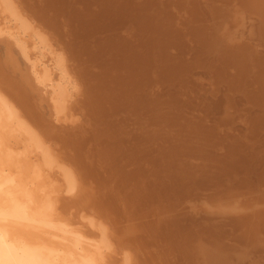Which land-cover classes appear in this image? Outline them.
<instances>
[{"label":"rangeland","instance_id":"1","mask_svg":"<svg viewBox=\"0 0 264 264\" xmlns=\"http://www.w3.org/2000/svg\"><path fill=\"white\" fill-rule=\"evenodd\" d=\"M32 2L34 7L37 3L39 6L45 5L48 14H51L50 17H54L53 19L62 25L60 28H65H63L65 31L61 28L63 40H66L64 37H67V40L73 39V37L80 39L79 36L74 35L75 31L72 32L77 24L75 22L71 24L72 17L69 13L58 9L57 3H49V0H32ZM61 2H64L66 6L72 5L79 12L83 10L90 12L98 7H95L98 3L102 4L103 8L105 7L101 11L110 10L109 14L108 11L102 14L104 20L100 22V27L97 21L90 20L93 17L91 14L86 16L85 27L89 30L90 25L96 27L95 37L97 38L104 37L103 34L108 32V29L115 32V35L111 31L106 33H110L113 41L119 40L121 37H134L135 33L138 34L139 31H135L138 28L130 17L132 18V15L136 13L139 16V12L143 10L147 16V28L152 31L153 38L157 36L154 27H152V21H154L152 18L156 19L159 26L158 63L162 67L156 63V58L148 74L147 82L149 83L150 80V83H145V85L142 83L138 88L133 87L130 83L137 78L134 74L135 70L131 72L133 69L130 70V75L125 73L113 83V86H116L115 89L118 88L116 89L118 92L127 93L126 102L122 100L123 96L118 98L116 90L114 92L112 89L113 86L105 85L103 95L106 94L109 100L104 95V110L100 112L101 115L99 113L98 116L94 115L95 117L89 115L88 108L83 104L81 79L74 75L77 88L75 87V92H72V96H74L70 98V103L74 99L71 107L76 108L77 111H73V117L77 119L71 118V123L66 120L67 123H63L66 126H61L60 129L59 122L53 121L54 124L57 123V127L53 126L52 128L48 121L50 117L47 104L42 96L44 93L38 94V91H34V95L30 93L31 97H28L33 105L41 107L42 114L41 111L38 112L41 114L40 118L43 121L45 119V122L47 119V122L50 123L47 124L51 125L52 131L58 130L55 132V137L59 134L60 139L58 141V138L50 137L51 147L56 151L58 148H62L68 157L76 149H79L76 151L77 154L82 152L78 158L82 157L80 162L84 163L82 164L83 168L88 169L89 173V175L88 173L84 174V176L86 174L88 176L86 177L87 181H84L87 186L85 188L89 190L86 191L87 197H90L88 192L94 193L92 194L94 199L102 205L103 209L100 211L106 212L110 216L107 217L110 220L109 225H115L116 230H119L118 239L121 240V243L128 244L135 251L134 254L138 256V259L141 258L144 261L146 258L145 262L139 260L143 263L147 262L146 264H162L161 260L163 264L164 262L165 264H188L184 262V257L179 255L177 248L170 247V231H168L171 227L168 224V217H170L193 228L192 232L196 235L195 238L197 237V244L208 243L207 232L210 229H206V226L214 224L217 229H223L222 232H217L218 230L216 229V231L214 228L213 231L211 230L214 232V236L217 235L216 232L219 233L217 237L213 236L214 238H212L215 243L217 242L215 245L217 248L225 246L228 250L236 248L242 252L247 251L246 256L244 255L239 261L240 263L236 261L237 264H252L254 261L255 264H264V91H257L260 89L258 88L260 85L264 86V5L251 6L246 0H110V2L108 0H62ZM125 6L128 7V10L125 9ZM182 8H185L183 12ZM251 19L253 20L250 21ZM63 31L67 33L63 34ZM167 31L168 33H166ZM0 44L2 70L11 81H19L21 72L20 74L18 72L20 70L16 71L17 68L14 70V68L3 64L5 63L3 58L5 59L6 46L2 42ZM13 51V55L18 58V63L20 62L19 65L26 67L24 60L17 54V50ZM74 51L84 54L79 52L78 47ZM227 51L234 52L236 57L232 60L227 58L224 54ZM237 51L240 53L237 54ZM15 52L18 56L15 55ZM75 52L73 53L76 55ZM68 58L71 67L76 69L77 60ZM77 58H79L80 64L76 70L78 72L81 66L85 73L83 84L88 85L91 79H95L94 75L99 73L102 66L96 68L95 63H89L87 57L83 55L77 54ZM22 69V72L26 70ZM107 74L109 76V73ZM120 80L121 82L125 81L124 85L121 82V86L119 85ZM126 90L128 91L126 92ZM110 92L112 93L110 94ZM39 99H43L45 103ZM156 99L159 100L156 115L160 112L161 116L159 117H164L152 120L154 116L151 113L155 108L153 101ZM121 100L122 102H120ZM110 105L114 106L111 108L113 110L109 108ZM37 109L39 111L40 108ZM165 117H168L170 124L163 121V119L167 120ZM156 120L160 121L165 128ZM152 122H154L156 130L162 128L161 134L155 140L159 143L153 142L154 145L145 147L139 144L138 134H141L145 124L146 126L151 124L147 127L152 128ZM191 123L194 127L198 125L195 130L189 128ZM52 131L51 134L54 132ZM74 134V137L79 138L78 142L81 143L78 145V142L76 143L74 140L73 147L72 140L75 138L70 136ZM52 138L53 140H51ZM65 140L70 143L69 148L67 146L64 148V145L61 144V141ZM66 142L65 145H69ZM155 145H159V148L162 147V150L158 148V151ZM142 146L148 148V151L145 149L148 153L143 152L145 150ZM151 150L155 152H151ZM172 156L176 158L171 161ZM231 161H235L233 163L236 165ZM229 163L234 167L229 168L227 165ZM225 165L227 166L225 167ZM188 166L192 167L193 170L190 167L192 172ZM175 167L179 171L184 170V172L180 171L179 173ZM178 167L180 168L178 169ZM164 169L166 172L163 175ZM187 170L191 172L190 175L194 173L192 175L194 179L198 175L199 178L205 176L201 178H206L205 182L198 184L200 181L197 178L198 183L196 180L193 182V184L197 183L196 187L193 185V189L192 187L190 189L189 185H192V182L189 179L193 178L190 177ZM194 170H199L198 172L201 171L202 174L198 173L197 175V172H193ZM203 170L204 172H202ZM174 171L180 175L181 180L186 177L183 180L187 181L188 179L187 182H190L188 185L187 182H184L185 180L183 181L185 186L187 183L190 190L183 184L182 186L186 190L182 191L184 188H180L179 183L174 186L176 189L173 187L177 190V198L176 195L169 193L171 188L168 187L172 186L171 183H163L168 186L166 187L168 197L162 190L164 186L161 184L169 172ZM181 173H183L182 178ZM161 174L162 177L166 175L165 178L162 179ZM172 189L171 191L174 192ZM135 191L137 192L134 193L135 196L140 195L132 199L130 194ZM75 196L77 195L74 194ZM165 196L169 199L172 198V201ZM87 197L82 196L85 201H87ZM135 198L140 199L139 203ZM209 227L211 228V226ZM194 229L197 230L194 231ZM197 231L198 233L195 234ZM220 233L223 238L220 237ZM182 235L186 236L185 233ZM184 237L177 238L178 241H181L180 244H182V240H186ZM125 238L127 240H124ZM176 238L174 242H177ZM183 245L185 246L184 243ZM210 248L214 249L212 246ZM171 252H173L172 255ZM231 252L233 253V251ZM188 261L191 263L190 260Z\"/></svg>","mask_w":264,"mask_h":264},{"label":"bare ground","instance_id":"2","mask_svg":"<svg viewBox=\"0 0 264 264\" xmlns=\"http://www.w3.org/2000/svg\"><path fill=\"white\" fill-rule=\"evenodd\" d=\"M49 1H50L49 3H54V2L57 3L58 9H61L65 13L70 14V16L72 17L71 24H73L74 22L77 24V26L75 27L76 29L74 28L72 32L75 31L74 35L79 36L80 39L78 38L76 39V37H73L72 35L73 39L70 38L69 40H67L68 38L64 37L67 41L63 40V38H61L63 37V35H61L62 27L60 28V26L62 25L61 24L59 25V23H57V21L53 19L54 17L52 18L50 17L51 14L50 13L48 14L45 5L39 6V3H37V5L34 7L32 0H0V40L1 38L3 40V41L1 40L0 42H2V44L6 46L5 59L2 57L3 61L5 62L3 64L14 68V70H16L17 68L16 71L20 70L18 72L19 74L21 72L19 76L21 78L20 79L18 78L19 81H14V80L11 81V79H9L8 76L5 75L0 63V264H146L147 262L143 263L145 262V260H147L146 258L144 261L141 258L138 259L137 258L138 256L134 254L135 251H133V249L130 246H128V244L126 243L122 244L121 240L118 239L119 230H116L115 225L114 226L109 225L110 220L108 218L110 216H108V213L100 211V209L103 208L102 205L99 203V201H96L94 199L92 195L94 193L92 191L91 193L88 192L91 199H89L90 197H87L86 191L89 190H87L88 188H85L87 186H85L86 182L84 181H87L88 178L86 177L88 176L87 174L86 176H84V174L88 173L87 172L88 169H86L85 167L83 168L82 164L84 163L82 162L81 164L80 162V159L82 157L80 156V159L78 158L82 152L77 154L76 151L79 149H76L77 146L75 145L76 150L74 151H72L73 149L70 150L72 151V154L68 153L70 154L68 157V155H66L67 153L62 151V148L61 149L58 148L61 151H59L58 149L56 151L54 150L53 147H51L50 137L54 138L55 132L58 131V130L56 131L53 130L54 132L52 131L53 126L57 127L56 125L57 123L54 124V122H59V126L61 129V126L65 125L63 123L66 120L67 122L71 123L70 122L72 121L71 118L74 119L73 111L74 110L75 112L77 111L76 108L74 109L73 107H71V103L74 99H72L70 103L71 100L70 98L74 96V95L72 96V92L74 93L77 88L76 87L77 83H75L74 81L75 79L74 75L78 76L79 79H81V85L83 86L82 88L83 104L88 108V114L89 115L91 114L92 116L94 115L98 116L99 114L101 115L100 112L104 110L103 102L106 97V94H104L105 97L103 95V90H105L104 88H106V86L109 85L110 87H112L114 81L119 80V78L121 76H124L125 73L130 75L131 73L129 72L131 69H133L131 72H134L135 70L134 74L137 76L135 81L133 80L130 83L133 87L138 88L142 85V83L143 85H145V83H148L147 82L149 78L148 74L152 68L151 66L152 63L156 58H157L156 63H158L159 50H160V45L158 43V35H159L158 23H156L155 21L156 19L152 18L154 20L152 21L153 23L152 27H154L157 36L156 38H153L152 37L153 34L151 33L152 31L148 30L147 28V16L145 10H143L142 12H139V16L136 13L135 15H132V18L130 17L133 23L136 24V28L139 29V30L138 29L135 30L139 32L138 34L135 33L134 37L132 38L121 37V39L113 41L112 37L109 35L110 33L109 34L106 33L111 31V33L114 34L115 32L113 30L109 31L108 29V32L103 34L105 35L104 37L97 38L95 37L97 28L94 26L92 27V25H90L89 26L90 30H89L88 28L85 27V20L87 18L86 16H89L91 14L93 17H91L90 20L94 22L97 21V24L100 27L101 25L100 22L104 20L102 18L103 17L102 14L105 11H108V10H105L104 12L101 11L104 10L105 8L102 7L103 6L102 4L99 5L98 3L97 5H95V7L98 6L97 7L98 9L95 8L90 12H87L86 10L79 12L77 8L74 9V7L72 5L70 6V4L66 6L64 3L65 1L64 2H61L62 0H49ZM108 1L110 2V0ZM246 1L251 6H256L258 4L260 6L264 5V0H246ZM139 5L142 6V4ZM125 9L128 10V7L125 6ZM184 9L185 8H182L181 11L183 12ZM219 9L220 8H218V10ZM252 20L253 19H251L250 21ZM63 28L62 30L65 29ZM217 30L215 31L217 32ZM64 31L63 34H66L67 32L64 33ZM166 33H168V31ZM89 39H91L89 41L90 43L92 42L91 44L88 42ZM76 46L78 47L79 52H82L84 54H80L78 53V51L75 52L74 50L77 49ZM12 49L17 50V54L20 55V57L24 60L26 67L24 66L22 67L21 65H19L20 62L18 63L17 60L18 58H16L13 55L14 51ZM72 51L77 53L78 55H83L87 57L89 63L92 62L95 63L96 68L102 66L99 73H96V75H94L95 79L92 80L90 78L91 82L88 85H86V83L83 84V81L85 82V76H83L85 75V73L83 69H81V66L78 72L76 70L79 68L78 64H80V60L78 59L80 58V56L79 58H77V54L75 55ZM90 53H94V54H90ZM233 53L234 52L231 53L227 51L224 54L227 58H230L232 60L233 58L236 57V54ZM236 53L238 54L240 53V51H237ZM17 54L15 52V55ZM67 55H69L68 57L77 60V62L75 61L76 62L75 67L77 66L78 68L76 67L75 69L71 67ZM160 60H162V58H160ZM18 67L25 68L26 72L25 71L22 72L21 71L22 68H18ZM159 67L162 66L159 65ZM107 73H109V76ZM86 75L88 77V74ZM258 81H259V77H258ZM120 82L121 80L119 81V85L121 86ZM124 82L121 83H123L124 85ZM115 87L116 86H113L112 88L114 89V92L116 89H118V88L115 89ZM258 88H260L259 90H257L258 92L264 91V86L260 85ZM128 90H126V92ZM34 91H38V94L44 93V95L42 94V96L44 97V100L47 104L50 120L48 117L47 118L48 121L51 123L52 128L50 127L51 125H49L50 123L47 122V119L45 122V119L43 121L40 118L42 114L41 107L38 106L36 107L35 104L34 106L32 102L28 99V97H31L30 93L34 95L33 94ZM116 92L118 98L123 96L122 100L126 102L125 96L127 93L121 94V92L119 91L120 92L119 93L118 90H116ZM111 93L112 92H110V94ZM110 94L108 95L110 96ZM116 94L114 93V95ZM259 95L261 94L259 93ZM106 99L109 100V98L107 97ZM42 100L43 99H41L40 101L44 102V100L43 101ZM122 100L120 102H122ZM153 103L155 104V108H154V112L151 113L154 116L152 120L163 118L164 116L159 117L161 116L159 114L160 112L158 113V115H156V111L158 110L157 108L159 106L158 105L159 100L156 99L155 101H153ZM111 105L109 107L110 109L114 107V106L111 107ZM36 108H40L39 111L38 109L36 110ZM38 112H40L41 114H39ZM165 118L167 119L168 117ZM163 121L169 123L168 119L167 120L163 119ZM157 122L161 123L160 121ZM152 123H153L152 128L149 129L147 127L148 125L151 124H148L147 126L145 124L144 127H142V131L140 130L141 134H138L139 137L137 138L139 140L140 145H143L145 147L146 145H148L147 147H150L152 146L153 142L156 144L157 141L155 140L158 137V135L161 134L160 131L162 132L161 130L162 128L156 130V128H154L155 126L154 122ZM189 126H190L189 128L195 130L198 125H195L194 127L191 123V125ZM163 128H165V126H163ZM51 131L53 132V134H51ZM208 134L210 133L208 132ZM74 136L75 134L70 136L75 138V139L71 138L73 139L72 140L73 147L75 144L74 140L76 143L79 141L78 140L79 138L77 139ZM208 137L210 136L208 135ZM53 138L51 140H53ZM55 138H58L57 140L59 141L60 139L59 134ZM137 139L136 141H138ZM65 142L66 140L64 142L61 141V144L64 145V148L65 146L70 147V143L68 142L69 145H65ZM79 143L81 142H78L77 144L79 145ZM155 146L154 147L157 148L158 151L159 149L162 150V147L161 148L158 147L159 145H155ZM145 149L148 151V148L143 147V150ZM80 150L82 149L80 148ZM146 150L143 152H146ZM151 152H155V151L151 150ZM229 152H230V148H229ZM172 153H177V152H172ZM230 154L231 157L233 158L234 156L232 155V153ZM175 158L176 157L172 156L171 161ZM233 164L229 163L227 165L229 168H232L234 167V165H236ZM184 165L186 164L184 163ZM227 165H225V167ZM190 167L189 170L191 171L192 167L191 169ZM176 168L177 167H175V170H177ZM179 168L180 167H178V169ZM196 170H194L193 172L195 173L197 172V175L198 173H201V171L198 172L199 170L198 171ZM190 171H189V175L192 172ZM165 172L166 170L162 174L164 175ZM181 172H184V170ZM202 172H204V170ZM192 175H194V173ZM192 175H190V177ZM197 175L195 174V176ZM165 176L163 177L165 178ZM198 176L195 177L196 179H194L192 176L193 179L192 180L189 179L192 182L191 183L192 185H189L190 182L189 183L187 182L188 179L187 181L185 180L186 177H183V173H181V178L182 177L185 178L184 179L185 181L183 180V178L182 180L180 179V175L177 172L175 171L171 173L169 172L168 176H166L167 177L166 179H168L169 181H165L166 179L163 181L162 180L163 177H162L161 180L163 182H161V184L164 187L163 186L160 187L164 188V189L162 188V190H164V193L166 194L168 190L166 189V187H168L166 184L171 183L172 186L168 188L172 189L174 186H177L179 184H180L179 187L182 188L184 182H187L191 189L193 185L194 186L197 185L198 183L197 178L200 181L198 184L205 182L206 178L201 179L202 177L205 176L202 177L200 176V178ZM194 180H196L197 182L196 184L195 183L193 184V182H195ZM164 182L166 184H163ZM187 183L186 186L184 184V187L186 188H188ZM198 187H200V185H198ZM171 189L170 192L168 191L170 195L171 194L176 195L177 192V190H175L176 188L174 189L175 193L171 191ZM190 189L188 188V190ZM185 190L186 189L184 188L182 191ZM134 193L137 192L135 191L133 192V194ZM74 194H76L77 196L74 197ZM133 194L132 193L130 194L131 195L130 197L132 199H134L133 197H137L138 195H140L137 194L135 196V194L134 195ZM82 196H86L87 201H85V199L83 200L84 197L82 198ZM88 199L89 201L91 200L92 202H89ZM167 199L172 201V198L171 199L167 198ZM135 200L137 199L135 198ZM137 201L139 203L140 199ZM107 207L109 208V206ZM257 217L256 220H258ZM168 221H169L168 224L171 226L168 229V231H170L169 232L170 234L168 233L170 239V247L173 249L177 248L179 255L182 256V258L184 257L183 258L184 262H187L188 264H193V263L194 264H237L236 261L239 262L243 258V256L244 255L246 256L247 254V251L242 252L237 250L236 248H234L233 250H228L225 246H220L219 248H217L215 246L217 245L216 244L217 242L215 243L214 240H212V238H214L215 236L217 237V235L219 234L217 232L219 231L222 232L223 229L221 228L217 229V226H215L214 224L212 225L210 224L206 226V229H210L207 232L208 243L197 244L196 242L197 237L195 238L196 235H194V233L192 232L193 228H190L189 225H186L175 218L172 219L168 217ZM209 226H211V228ZM213 228L215 230L216 229L218 230V231L216 230L217 235L215 236L213 234L214 232H212ZM196 230L194 229V231ZM183 233L186 234L185 237L182 235ZM197 233L198 231L195 234ZM179 234L182 235V236L180 235L182 238L184 237L186 239V240H182V244H180L181 241H178L177 239L178 237L181 238ZM221 235L222 233H220V237L223 238V236ZM175 238L177 240V242L176 241L175 242L180 245L174 242ZM251 238H252V234H251ZM124 240L127 239L125 238ZM128 240L132 241L131 238H129ZM251 242H253V239H251ZM183 243L185 244V246L183 245ZM210 246H212L214 249H211ZM231 251H233V253ZM173 252H171V255L173 254ZM230 253L232 254L230 255ZM185 257L187 258L186 260ZM139 260L140 261L142 260L143 262H140ZM188 260H190L191 263H189ZM161 263L163 264L162 260ZM252 264H255V261L252 262Z\"/></svg>","mask_w":264,"mask_h":264}]
</instances>
